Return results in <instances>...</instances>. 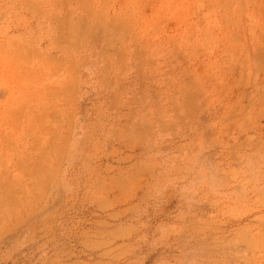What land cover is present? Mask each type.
Instances as JSON below:
<instances>
[{
    "label": "rangeland",
    "instance_id": "1",
    "mask_svg": "<svg viewBox=\"0 0 264 264\" xmlns=\"http://www.w3.org/2000/svg\"><path fill=\"white\" fill-rule=\"evenodd\" d=\"M0 264H264V0H0Z\"/></svg>",
    "mask_w": 264,
    "mask_h": 264
}]
</instances>
